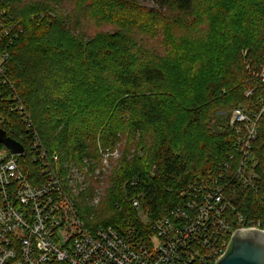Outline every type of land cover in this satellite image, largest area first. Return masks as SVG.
<instances>
[{
    "label": "trees",
    "instance_id": "obj_1",
    "mask_svg": "<svg viewBox=\"0 0 264 264\" xmlns=\"http://www.w3.org/2000/svg\"><path fill=\"white\" fill-rule=\"evenodd\" d=\"M27 1L0 0V10L7 8L5 12L10 13V23L15 26L13 32L0 36V52L9 54L8 81L4 83L0 76V112L7 115L5 122L0 121V127L16 139L20 138L19 133L25 132L23 116L18 111H10L9 103L12 102L6 100L12 92H17L45 145L63 157L69 155L82 160L91 151L97 156L98 143L113 149L124 135L133 142L147 144L148 165L133 166L127 162L122 176L118 177L121 187L116 190L112 212L106 209L98 216L93 211L88 216L83 215L86 218L94 215L90 224H111L122 228L138 223L140 215L130 198L137 193L141 195L142 214L156 220L182 202L181 190L188 184H206L211 177L222 174L226 193L235 205L233 215L241 213L245 219H260L264 227V112L257 122L259 134L252 145V156L247 160L256 173L255 186H247L233 177L244 159L237 150V125L229 123L231 110L242 104L245 98L251 99L255 105L252 110H261L264 99V82L260 75L263 63L253 64L247 49L238 53V59L221 60L219 64L209 56L202 97L183 108L185 100L176 101L174 92L167 93L170 80L174 79L175 65L161 56L157 57L154 54L157 47H152L151 52L157 60L142 61L120 47H111L110 39L104 42L105 47L89 49L81 54V59V55L65 43L57 19L46 22L47 16L45 18L43 14L24 19L20 17L21 11L12 7ZM70 1L81 2L83 8L90 7V3L94 8H106L113 0ZM126 1L137 3L138 0ZM152 1L162 14L168 13L173 26L178 27L175 33L166 31L163 39H171L175 46L183 41L182 35L177 38L183 34L187 35L189 43L192 32L196 33L194 16L200 0ZM244 1L250 2L248 8H261L264 13V0ZM34 6V3L27 4L26 9ZM79 12L82 14L76 12L77 18L89 13L85 10ZM215 33L219 30L213 28L210 35ZM198 43L197 38L190 43L191 47L195 45L194 51L199 50ZM114 44H118V40ZM260 56H264V49ZM81 64L92 70L80 69ZM241 69L244 74L239 76ZM87 73L96 74L99 81L92 90L87 89V84L80 79ZM190 81L193 82L192 79ZM98 89L103 91V97H97ZM247 91L251 94L245 97ZM229 93L232 94L230 98ZM213 106L215 110L223 111L230 108L229 115L222 120L224 123H220L217 113L209 114ZM180 116L187 117L183 127ZM12 125L13 132L9 130ZM194 125L200 130L195 132ZM134 177L139 181L136 184L131 183ZM125 178L128 180L124 190ZM85 211L88 212L87 207Z\"/></svg>",
    "mask_w": 264,
    "mask_h": 264
},
{
    "label": "built area",
    "instance_id": "obj_2",
    "mask_svg": "<svg viewBox=\"0 0 264 264\" xmlns=\"http://www.w3.org/2000/svg\"><path fill=\"white\" fill-rule=\"evenodd\" d=\"M10 18L0 10V36L14 31ZM8 57V52H0L4 83ZM6 100L12 102L10 111L23 116L26 134L14 138L24 152L0 143V264H216L237 229L264 230L260 219L233 215L235 205L222 174L206 184H188L181 190L182 202L156 220L143 214L138 223L122 228L90 224L92 216H83L65 184L59 152L45 145L17 92ZM6 117L0 112L1 122ZM231 122L238 126L236 145L244 159L233 177L255 186L256 173L247 162L257 135L249 126L255 124L239 109ZM239 123L246 125L245 135ZM117 151L100 148L106 163ZM137 181L134 177L131 183ZM140 196L130 197L136 209H141Z\"/></svg>",
    "mask_w": 264,
    "mask_h": 264
},
{
    "label": "rangeland",
    "instance_id": "obj_3",
    "mask_svg": "<svg viewBox=\"0 0 264 264\" xmlns=\"http://www.w3.org/2000/svg\"><path fill=\"white\" fill-rule=\"evenodd\" d=\"M30 3H34L36 6L28 10L26 6ZM135 4L138 7L134 6ZM229 5L233 6L228 10ZM249 5L250 2L244 0H200L197 13L194 16L196 18L194 19L196 21V33L192 32V39L189 43L187 42V35L179 34L177 38L182 35L183 41L176 43L175 46H173L171 39L166 38L164 40L163 37L166 31L175 33L178 27L173 26V21L168 13L167 15L162 14L152 0H138L137 3L113 0L106 8L91 7V3L90 7L85 5L86 7L83 8L81 2L74 3L70 0H28L26 4L13 5L12 7L17 11L20 10V17L24 19H32L37 16L36 14H43L45 18L47 16L46 22L57 19L62 27V37L65 43L79 55L89 49L95 50L99 47H105L104 42L112 39L111 47H120L125 53L138 60H157V57L161 56L162 59L172 62V65H175V73H172L174 79L170 80V88H168L167 93L174 92L176 101L182 98L186 102L183 108H188L195 100L202 97L200 95L204 91L205 67L209 56H212L214 62L219 64L221 60L238 59V53L247 49L251 54L253 64H264V56H260V51L264 49V13L261 8L256 9L254 7L256 10L248 8ZM79 10H85L89 13L85 17L79 16L77 18L76 12L82 14ZM8 14L10 13L8 12ZM164 27L165 30H163ZM213 28L218 29L219 33L211 36L210 32ZM189 32L191 31L189 30ZM195 38L199 40L198 45L200 46L197 51L193 50L195 45L190 46ZM115 40H118V44H114ZM152 47H157L154 50L157 57L152 55ZM142 55H146V57L142 58ZM103 57L107 58L105 55ZM79 68L85 71L92 70L83 64ZM243 74L244 71L241 69L239 76ZM260 75L264 82V68ZM80 79L81 82L87 84V89L92 90L99 84V81L96 80V74H83ZM190 79H192V83ZM74 88L76 89V86ZM102 93L103 91L98 89L97 97H103ZM250 94L251 91H247L245 97ZM231 95L229 93V98ZM238 105L231 110L230 125H235L231 122L235 111L241 110L249 116L251 125L255 124V127L249 126V128L257 132L254 138L256 140L259 134L257 122L262 114L264 99L259 112L252 110L255 105L251 99L245 98L244 102ZM215 109V106L210 107L209 114L215 115L217 113L216 115L221 121L225 120L230 113V108L224 111ZM186 119V116H180L182 127ZM206 119L207 116H205V122H207ZM239 126L243 130L246 128L245 124L239 123ZM192 128L195 132L200 130L196 125ZM245 134L244 130L243 135ZM254 140L251 141L252 145ZM101 147L103 146L98 143L97 156L91 151L92 153L90 152L82 160H76L69 155L63 157L59 152L62 157L61 166L64 169L65 184L75 196L84 216H88L92 211L98 216L107 211L106 209L113 210L116 190L121 187L118 177L122 176L124 166L127 162L132 163L133 166L135 164L145 166L150 160L146 152L147 144L133 142L126 135L121 136L120 142L111 149L118 151L113 156L108 157L107 163L105 157L100 153ZM251 156L250 154V158ZM127 180L128 178H125L123 181L124 190V184ZM86 207L88 212L85 211ZM137 210L140 215L139 218H141L143 215L141 209Z\"/></svg>",
    "mask_w": 264,
    "mask_h": 264
},
{
    "label": "water",
    "instance_id": "obj_4",
    "mask_svg": "<svg viewBox=\"0 0 264 264\" xmlns=\"http://www.w3.org/2000/svg\"><path fill=\"white\" fill-rule=\"evenodd\" d=\"M0 143L13 152H24L23 145L0 127ZM216 264H264V230L237 229L230 245Z\"/></svg>",
    "mask_w": 264,
    "mask_h": 264
},
{
    "label": "bare ground",
    "instance_id": "obj_5",
    "mask_svg": "<svg viewBox=\"0 0 264 264\" xmlns=\"http://www.w3.org/2000/svg\"><path fill=\"white\" fill-rule=\"evenodd\" d=\"M139 182V181H138Z\"/></svg>",
    "mask_w": 264,
    "mask_h": 264
}]
</instances>
